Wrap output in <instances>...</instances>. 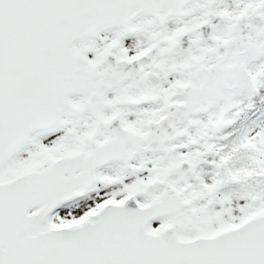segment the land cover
Returning <instances> with one entry per match:
<instances>
[{"label":"snow or ice","instance_id":"obj_1","mask_svg":"<svg viewBox=\"0 0 264 264\" xmlns=\"http://www.w3.org/2000/svg\"><path fill=\"white\" fill-rule=\"evenodd\" d=\"M0 264H264V0H0Z\"/></svg>","mask_w":264,"mask_h":264}]
</instances>
